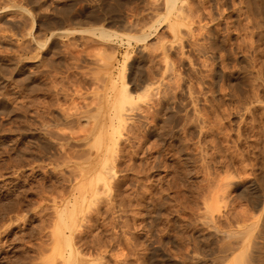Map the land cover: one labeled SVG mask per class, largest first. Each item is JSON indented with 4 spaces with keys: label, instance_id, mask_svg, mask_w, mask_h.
<instances>
[{
    "label": "rangeland",
    "instance_id": "1",
    "mask_svg": "<svg viewBox=\"0 0 264 264\" xmlns=\"http://www.w3.org/2000/svg\"><path fill=\"white\" fill-rule=\"evenodd\" d=\"M177 1L0 0V264H264V0Z\"/></svg>",
    "mask_w": 264,
    "mask_h": 264
},
{
    "label": "bare ground",
    "instance_id": "2",
    "mask_svg": "<svg viewBox=\"0 0 264 264\" xmlns=\"http://www.w3.org/2000/svg\"><path fill=\"white\" fill-rule=\"evenodd\" d=\"M166 1V3H167V6H166V8H167V15H166V17L165 18H170V16L172 15V14H174L175 15V19L173 20V21H171V22H169V23H171V25H170V28L175 32L176 30H177V25H178V23H183V22H181L182 21V19H186L187 18V15H186V18H184V16H185V11H184V9L183 8H179V6L177 7V0H165ZM234 1V0H233ZM257 1V0H256ZM260 1H263V0H260ZM196 4V3H195ZM198 4H199V2H198ZM200 4H202V2L200 3ZM200 4L198 5V6H200ZM206 4H208V3H206ZM203 5H204V2H203ZM256 5V4H255ZM261 5V4H260ZM190 6H192V5H190ZM196 6V5H195ZM206 6V5H205ZM204 6V7H205ZM248 6V5H247ZM203 7V9H205ZM216 7H218V6H216ZM207 8V7H206ZM210 8V7H209ZM200 9H202V6H201V8ZM188 10H190V11H192L191 10V8L190 9H188ZM199 10V9H198ZM189 13H191V12H189ZM194 13V12H193ZM200 13H202V11L200 12ZM207 13V12H206ZM188 14V13H187ZM203 14V13H202ZM204 15V14H203ZM207 15V14H206ZM198 16V15H197ZM199 16H201V15H199ZM193 18V17H192ZM205 18H206V16H205ZM203 19V18H202ZM169 20V19H168ZM192 20V19H191ZM184 21V20H183ZM181 25V24H180ZM218 29V28H217ZM261 32V31H260ZM219 35V34H218ZM263 37V36H262ZM218 41V40H217ZM230 41V40H229ZM228 42V41H227ZM246 42V41H245ZM214 43V42H213ZM241 43H243L242 41H241ZM241 43H238L239 45L241 44ZM255 43V42H254ZM230 44V43H229ZM245 43H243L242 44V46L244 45ZM247 45V44H246ZM250 45H252V44H250ZM202 46V45H201ZM241 46V45H240ZM249 47V46H248ZM251 47V46H250ZM242 49V48H241ZM233 50V49H232ZM243 50V49H242ZM245 50H247V49H245ZM244 50V51H245ZM241 51V50H240ZM240 51H236L237 53H238V55H241L242 53L240 52ZM231 53V52H230ZM245 53V52H244ZM230 55V54H229ZM232 55V54H231ZM249 55V54H248ZM263 55V54H262ZM249 58V57H248ZM241 60V59H240ZM239 60V61H240ZM221 61V60H220ZM245 61V60H244ZM236 62V61H235ZM224 67V66H223ZM225 68V67H224ZM234 68V67H233ZM237 68V67H236ZM237 70V69H236ZM239 70V69H238ZM228 73V72H227ZM124 97H123V100H122V104L123 103H125L126 102V99L128 98V94H127V88H125V90H124ZM255 94V93H254ZM257 96V95H256ZM254 100H255V98H254ZM110 121H111V124H114L115 122H117V121H120V122H122V121H124V114L122 113V112H118L117 114H115V115H113L112 114V116H111V119H110ZM102 123H99V128H107V126L108 125H110L109 124V121H108V119L106 118H104V120L103 121H101ZM110 126H112V125H110ZM110 126H108V127H110ZM113 127V126H112ZM118 140V138H117V136L115 135V134H101V145H104V143H106L107 144V147L106 148H104L103 149V153H102V157H101V159L99 160V163H101L102 162V164L100 165V166H96V167H93L94 165H91V164H89L86 168H87V172L88 171H92V170H99L100 169V173L98 174V178H97V185H95L94 186V188L92 189V191H93V193H92V196L91 197H93L94 195L95 196H98L99 195V197L101 196V194L104 192V191H100V188L101 189H104V187H106L107 186V188H110L109 187V185H108V180L109 179H114L115 178V176L113 175V174H111V172H110V168L108 167V165H107V162H108V160H109V158L110 157H112L111 156V154H110V148H111V146H116V141ZM106 141V142H105ZM102 142H103V144H102ZM115 149V148H114ZM237 163V162H236ZM96 165V164H95ZM215 171V170H214ZM215 173V172H214ZM217 178V177H216ZM101 185H103V186H101ZM223 185V184H222ZM218 187H220V186H218ZM222 188V187H221ZM226 188V187H225ZM223 191H224V188L222 189ZM221 190V191H222ZM217 192L218 191H215V193L212 195V199L214 200V197H217V196H222V197H224L223 196V193H221L222 195H220V194H217ZM211 195V194H210ZM81 203H88L89 201H94L95 199H93V200H91L89 197H88V195L86 194V193H84L83 195L81 194ZM102 197V196H101ZM219 197V201H221L220 199H222V197L220 198ZM90 199V200H89ZM100 199H102V198H100ZM108 201V200H107ZM218 201V200H217ZM99 202V201H98ZM108 207V206H107ZM78 211L77 210H75V209H73V210H71L70 211V213H67V211H64V212H62L61 213V223H63V225H64V227H65V229L64 228H62L63 230H64V232H65V230L67 229L68 231L70 230L71 232L75 229V227L77 226V223L79 222L77 219V216H78V213H77ZM99 212V211H98ZM100 213V212H99ZM80 215V214H79ZM100 215V214H99ZM91 221V220H90ZM92 222V221H91ZM80 224V223H79ZM62 229H60V230H58V233H62L63 232V230ZM75 232H78V231H75ZM63 234V233H62ZM65 234V233H64ZM63 234V235H64ZM72 234H74L73 232H72ZM76 234V233H75ZM78 235H80V234H78ZM66 234L63 236V237H60L59 238V240H64V242L63 243H66V255H64V258H65V263L64 264H83V263H80L81 261H79L78 259H76V260H72V258H73V254H72V252H71V250H72V245H71V242L72 241H70V239L71 238H69V237H71V236H66ZM72 240V239H71ZM57 243V242H56ZM55 243V244H56ZM62 245V244H61ZM64 247H63V249H64ZM79 254V253H78ZM78 254L76 255V257H79L78 256ZM80 255V254H79ZM63 258V259H64ZM82 258V257H81ZM239 260L237 259L236 260V262H238ZM103 262H104V260H103ZM85 263V262H84ZM104 264V263H103Z\"/></svg>",
    "mask_w": 264,
    "mask_h": 264
}]
</instances>
